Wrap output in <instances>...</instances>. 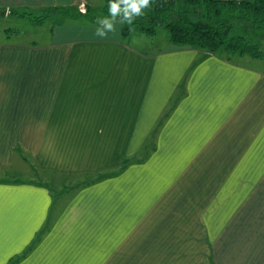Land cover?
Here are the masks:
<instances>
[{"label":"crops","instance_id":"0c3cea01","mask_svg":"<svg viewBox=\"0 0 264 264\" xmlns=\"http://www.w3.org/2000/svg\"><path fill=\"white\" fill-rule=\"evenodd\" d=\"M98 1L0 0V264H264V71L18 15Z\"/></svg>","mask_w":264,"mask_h":264},{"label":"trees","instance_id":"16d2710c","mask_svg":"<svg viewBox=\"0 0 264 264\" xmlns=\"http://www.w3.org/2000/svg\"><path fill=\"white\" fill-rule=\"evenodd\" d=\"M55 13L65 20L98 24V18H110L109 0L98 1L96 6L87 7L84 13L78 8L73 13L70 7H53L39 15L16 14L43 25ZM160 29L166 31L167 41L177 47L228 57L264 58L256 41V37H264V0H150L142 15L134 16L131 23L125 21L122 30L124 35L135 30L154 37Z\"/></svg>","mask_w":264,"mask_h":264},{"label":"rangeland","instance_id":"374dc122","mask_svg":"<svg viewBox=\"0 0 264 264\" xmlns=\"http://www.w3.org/2000/svg\"><path fill=\"white\" fill-rule=\"evenodd\" d=\"M84 6V5H83ZM85 12V6L83 11ZM83 12V13H84ZM98 13V11H97ZM35 15H39V13H34ZM57 18H52L48 20V22L45 24L44 27H41L40 31H36V27H33V25L29 24L27 21H19L18 17H16L15 14H11L7 17L0 16V41L3 42H12V43H43L45 41H48L47 32L49 29L55 24V21ZM74 21V20H71ZM115 24H119V27L122 29L123 23H120V20H116ZM116 29L117 27L114 26ZM4 29H11L4 31ZM240 30V29H238ZM241 32V30H240ZM114 35L111 37H121L120 35L117 36V34L114 32H108L106 36ZM262 35V34H261ZM262 37V36H259ZM256 37L257 43H259L261 50L264 52V37L259 38ZM123 40L128 42L132 47H136L140 50L149 52H156L159 50H165L172 46L167 40H166V31L164 29H160L159 33L154 37H149L144 33H139L135 30L131 31L130 33L126 34L122 37ZM247 57V56H246ZM249 61L244 60V63L250 62L253 65L258 66V68L262 71H264V60L262 59H252L251 57H248ZM16 168H14L15 170ZM17 171V170H16ZM20 174H13L11 175L17 176V177H30V174L26 172L25 170L20 171Z\"/></svg>","mask_w":264,"mask_h":264},{"label":"clouds","instance_id":"9594fccd","mask_svg":"<svg viewBox=\"0 0 264 264\" xmlns=\"http://www.w3.org/2000/svg\"><path fill=\"white\" fill-rule=\"evenodd\" d=\"M150 0H109V17L98 18L101 26L96 29V35L105 37L108 32H114V24L117 17H121L120 23L132 22L134 16L142 15V10L149 7Z\"/></svg>","mask_w":264,"mask_h":264}]
</instances>
